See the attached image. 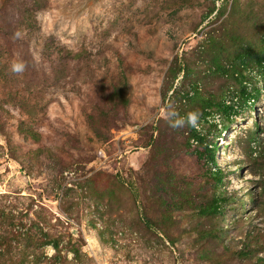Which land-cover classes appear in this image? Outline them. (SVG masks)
<instances>
[{"label": "rangeland", "instance_id": "1", "mask_svg": "<svg viewBox=\"0 0 264 264\" xmlns=\"http://www.w3.org/2000/svg\"><path fill=\"white\" fill-rule=\"evenodd\" d=\"M0 264H264V0H0Z\"/></svg>", "mask_w": 264, "mask_h": 264}, {"label": "clouds", "instance_id": "2", "mask_svg": "<svg viewBox=\"0 0 264 264\" xmlns=\"http://www.w3.org/2000/svg\"><path fill=\"white\" fill-rule=\"evenodd\" d=\"M11 70L14 73H21L24 71V65L22 62H14L11 65ZM162 115L167 120L169 127L173 129H182L185 127H190L197 131L200 130L202 114L198 110L189 111L181 115L175 109L174 105L169 103L165 106V111Z\"/></svg>", "mask_w": 264, "mask_h": 264}, {"label": "trees", "instance_id": "3", "mask_svg": "<svg viewBox=\"0 0 264 264\" xmlns=\"http://www.w3.org/2000/svg\"><path fill=\"white\" fill-rule=\"evenodd\" d=\"M229 93V92H228ZM241 93V92H240ZM244 95H245V93H243ZM242 95V94H241ZM200 98V97H199ZM196 99V98H195ZM231 99H234V96H232L231 97ZM247 99H248V102L249 103H252V101H254V98H252V97H247ZM194 99H191V101H193ZM202 101H204V103H206V106H205V108H204V110L205 111H208V110H211V109H213L212 108V103H213V100H208V99H204V100H202ZM217 108H218V111H219V114L221 113V114H226L227 115V117L228 118H230V117H232L233 116V113H232V106H230V105H226V104H223V105H221V106H217ZM231 110V111H230ZM201 113V112H200ZM229 123H231V124H229V125H227V126H225V129H224V131H227V128L230 126V125H232V120L231 121H229ZM215 148H216V146L214 145V147H213V150H215ZM213 152V151H212ZM215 152V151H214ZM213 160V159H212Z\"/></svg>", "mask_w": 264, "mask_h": 264}, {"label": "bare ground", "instance_id": "4", "mask_svg": "<svg viewBox=\"0 0 264 264\" xmlns=\"http://www.w3.org/2000/svg\"><path fill=\"white\" fill-rule=\"evenodd\" d=\"M222 142H225V141H222ZM226 143V142H225Z\"/></svg>", "mask_w": 264, "mask_h": 264}]
</instances>
